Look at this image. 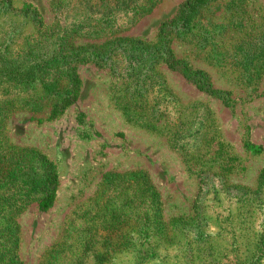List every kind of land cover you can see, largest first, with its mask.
<instances>
[{
    "label": "rangeland",
    "instance_id": "rangeland-1",
    "mask_svg": "<svg viewBox=\"0 0 264 264\" xmlns=\"http://www.w3.org/2000/svg\"><path fill=\"white\" fill-rule=\"evenodd\" d=\"M10 1L13 8L31 4L42 20L40 26L19 24L0 13V43L17 63L46 50L60 27L74 23L70 9L63 4L56 10L55 0ZM184 1L158 0L109 39L157 45L158 25L174 18ZM235 26L240 35L246 32L240 39L252 44L243 54L221 49L235 40ZM194 35L192 43L172 37L173 55L227 93L228 106L162 65L146 69L121 56L105 67L78 65V97L52 121L46 120L47 108L33 113L20 108V101L0 106V149L23 157L40 154L58 177L46 212L31 203L15 218L22 264H93L104 241L101 221L136 213L133 178L116 177L128 173L145 175L168 223V237L148 264H264L257 251L245 254L251 227L245 232L242 224L252 221L254 232L264 234V181H257L264 169V67L254 85L251 75L255 44L264 37V0H216L199 13ZM103 41L74 43L91 58ZM24 95L35 92L26 89ZM26 163L37 170L34 159ZM126 231L130 247L99 264H132L135 234L132 226Z\"/></svg>",
    "mask_w": 264,
    "mask_h": 264
},
{
    "label": "trees",
    "instance_id": "trees-1",
    "mask_svg": "<svg viewBox=\"0 0 264 264\" xmlns=\"http://www.w3.org/2000/svg\"><path fill=\"white\" fill-rule=\"evenodd\" d=\"M158 0H55V9L60 5L68 7L73 17V24L60 27L57 41L46 50H38L36 55L17 63L6 54V47L0 43V106L5 103L23 102L19 105L27 111L38 113L47 108V121L60 116L63 111L74 104L79 92L78 65L91 62L96 67L109 66L114 56H121L139 67L151 69L162 65L170 72L180 74L186 81L195 84L197 90L223 99L228 106L227 93L213 89L208 79L198 70H192L183 61L176 59L170 47L172 37L192 43L195 39L194 28L198 24L201 11L216 0H186L177 15L162 21L157 27V45H149L139 40L111 38L114 34L127 29L140 17L147 14ZM57 10V9H56ZM0 13L15 19L19 24L40 26L42 20L36 8L29 3H22L19 8L11 7L10 0H0ZM223 26V25H222ZM227 31L229 29L225 26ZM239 28V27H238ZM237 26L232 29V42L225 44L222 50L240 49L241 54L252 46ZM102 38L97 51L88 54L78 52L81 45L74 42L81 38ZM242 40V41H241ZM257 53L252 85L255 84L264 67V37L255 44ZM238 74V73H237ZM35 92V96L26 97L24 90ZM20 97V98H19ZM30 155L18 156L15 152L0 149V264H22L16 249L18 246V227L15 218L29 204L34 203L39 212H46L53 204L58 186V177L54 165L44 156L30 152ZM34 159L37 170L31 171L26 160ZM113 177V176H112ZM118 178H133L136 213L131 217H120L101 221L104 241L99 251L94 252L93 264L106 260L112 252L124 251L130 247L126 230L133 227L135 243L133 244L132 264H148L157 255V248L168 237V223H164L159 210L157 193L148 184L145 175L128 173ZM258 182L264 181V169L258 174ZM20 185V187H19ZM22 189V193L15 194ZM133 204V205H134ZM247 231L249 246L246 253L251 256L264 255V234L254 232L251 222L242 221ZM250 223V224H249ZM240 225V223H239ZM239 228V227H238ZM255 234V236H254ZM105 255L102 256L103 251ZM261 258V256H260ZM258 258V259H260ZM59 264H85L82 260ZM234 264H262L263 260H234ZM44 260L42 264H49ZM54 263V262H53Z\"/></svg>",
    "mask_w": 264,
    "mask_h": 264
}]
</instances>
